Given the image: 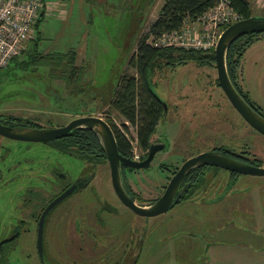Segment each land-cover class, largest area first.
Wrapping results in <instances>:
<instances>
[{"label":"rangeland","instance_id":"rangeland-1","mask_svg":"<svg viewBox=\"0 0 264 264\" xmlns=\"http://www.w3.org/2000/svg\"><path fill=\"white\" fill-rule=\"evenodd\" d=\"M248 1L252 15L264 17V0ZM49 2L17 59L0 69V114L28 118L40 127L99 114L106 121L110 118L140 155L134 128L126 122L124 128L123 119L108 103L120 74L136 77L128 60L163 0ZM69 49L75 51L74 64L83 67L80 80L74 82L58 77L60 69L55 73L57 79L50 78L49 67L33 55ZM243 55L239 71L242 76L244 69L246 75L240 82L241 91L264 112V34L258 35ZM166 61L158 60L159 66L147 75L150 89L166 103L165 114L151 135L153 143L162 148L155 151L147 167L120 171L138 205L161 194L173 167L210 146L226 144L264 164V137L230 105L216 84L214 66ZM78 167L73 157L48 143L0 136V239L18 233L5 248L2 264H44L36 252V224L28 214L36 213L40 207L36 203L42 204L64 182L73 179ZM212 169L203 168V182L190 197L160 214L145 217L118 205L107 165H99L96 176L101 179L51 211L49 217L55 224L46 222L43 228V258L47 264H111L103 259L99 247L106 243L103 238L93 243L89 235L72 233L67 239L71 223L80 217L69 214L65 204L75 202L78 194L77 198L90 203L94 215L99 206H108L110 212L101 213L106 220L105 236L114 235L116 242L128 234L130 257L125 264H264V176L237 174L231 184L228 171L217 168L212 175ZM94 185L102 188L103 194L98 193L102 199L96 197ZM226 192H238L240 199H223ZM218 197L221 201L214 200ZM230 220L232 223H226ZM83 221L81 217L83 227L89 229ZM233 241H238L236 248H220L214 243Z\"/></svg>","mask_w":264,"mask_h":264},{"label":"trees","instance_id":"trees-1","mask_svg":"<svg viewBox=\"0 0 264 264\" xmlns=\"http://www.w3.org/2000/svg\"><path fill=\"white\" fill-rule=\"evenodd\" d=\"M229 1L234 10L239 14L240 18H247L252 15L248 0ZM214 2L215 0H163L157 16L148 24L145 32L137 40L135 49L128 60V66L134 68L136 77L126 73H122L118 77L108 106L123 119L121 124L124 128H126V123L134 128L136 145L138 150L141 152L138 156L139 160L145 157L148 144L150 143L149 139L154 133L158 120L163 115L161 100L150 89L149 82L147 80V75L152 72L154 68L159 66L157 61L160 59H166V62L169 63H172V61H176L178 63H186L190 61L199 66H213V50L204 52L199 50L171 47L162 49L153 48L146 43V39L150 36H156L162 31L177 28L183 17H193L212 6ZM260 34H264V32L248 33L234 39L229 44L225 52V68L232 85L239 95L247 104L253 107L258 114L264 117L263 111H261L257 105H254L253 102L248 100L247 96L242 93L240 87L238 86L237 80H235V71L237 72L239 60L241 59L244 51L251 46L255 38L257 39ZM36 40L37 39H35L32 44L34 51ZM33 55L35 56L34 58L38 59V62L44 64L45 67H49L50 78L57 79V77H55V73L60 69L61 75L58 77L63 78L66 82L80 80L83 67L79 65L76 66L74 64V50L69 49L65 52L53 53L34 52ZM16 59L17 57H12L8 61L7 65L9 62ZM32 61L35 60L32 59ZM7 65L5 67H7ZM65 73L67 74L65 75ZM215 81L217 84V80ZM103 120L108 123V126L112 131L118 153L121 156L132 158L131 145L122 131L110 120V118H107V121L105 119ZM0 123L8 126L22 125L40 127L37 122H34L31 119L11 114H0ZM62 136L63 137L49 141V143H54L53 146L61 152L72 149L76 150L84 159L105 161V157L102 155V149L96 136L89 130L76 127ZM78 144L81 145L80 149L75 148ZM225 153L226 152H223L222 154L238 159L230 153ZM95 154L98 155L95 156ZM247 162L256 166H260L262 163L260 160H256L255 158H251L250 160H247ZM121 167L125 168L122 164ZM197 167L200 166L193 167L190 171ZM175 169L176 167H173L170 174L174 173ZM129 170L131 169L129 168ZM190 171L183 177L186 181L185 188L187 191L184 193V190H181V195L179 194L180 197L175 203L190 197L194 190L203 182L199 177V173H195L194 178L190 177ZM230 174L234 175L236 173L230 172ZM129 196L131 198H135L133 191H130ZM154 199L155 198L149 200L147 204L151 203ZM11 236L2 242L7 241V239L10 240ZM2 262L3 260L1 258L0 264H2Z\"/></svg>","mask_w":264,"mask_h":264},{"label":"water","instance_id":"water-1","mask_svg":"<svg viewBox=\"0 0 264 264\" xmlns=\"http://www.w3.org/2000/svg\"><path fill=\"white\" fill-rule=\"evenodd\" d=\"M258 32H264L263 16L251 15L247 18H240L226 26L221 31L213 49V66L217 85L230 105L250 127L259 134L264 135V117L251 108L239 95L232 85L225 68V52L229 44L241 35ZM162 107L163 117L166 111V103L162 102ZM76 127L85 128L96 136L108 164V176L113 193L122 205L139 216H155L170 208L179 198V193L176 194L175 192L181 179L191 168L196 166L210 165L230 172L264 176V166L250 165L214 150L202 151L183 160L167 180L161 194L148 205L142 206L135 203L124 189L120 174V164L130 169L145 168L149 165L155 151L162 148L161 144H153L150 142L146 151V156L141 160L121 156L116 149L114 136L110 127L99 116L75 117L64 125L54 127L8 126L0 123V136L27 142H46L58 138ZM78 185L77 182L70 184L61 191L60 194L51 199L38 215L35 230V243L37 256L42 262H44L42 255V235L46 217L48 213L64 198L69 196Z\"/></svg>","mask_w":264,"mask_h":264},{"label":"built area","instance_id":"built-area-1","mask_svg":"<svg viewBox=\"0 0 264 264\" xmlns=\"http://www.w3.org/2000/svg\"><path fill=\"white\" fill-rule=\"evenodd\" d=\"M49 4L45 0H0V68L24 49L34 31V21L41 11H46ZM238 19L240 16L229 0H215L212 6L201 13L183 17L177 28L148 37L146 43L160 49L171 47L211 51L221 31ZM130 145L132 158L137 160L139 155Z\"/></svg>","mask_w":264,"mask_h":264},{"label":"flooded vegetation","instance_id":"flooded-vegetation-1","mask_svg":"<svg viewBox=\"0 0 264 264\" xmlns=\"http://www.w3.org/2000/svg\"><path fill=\"white\" fill-rule=\"evenodd\" d=\"M47 2H49V0H45ZM52 3V2H50ZM44 14L45 12H40L36 18V20L34 21L33 23V29H35V23L40 20L41 18L44 17ZM37 24V23H36ZM245 56L242 55L241 59L239 60V64H238V68H237V72L235 71V74H236V78L235 80L238 79V86H240V82H242L244 79L243 77H245L246 75V72L245 70L243 69L242 70V76H241V71H239L240 67L243 68V63L244 61L242 60ZM241 89V88H240ZM249 100V99H248ZM250 101V100H249ZM162 104V102H161ZM249 105V104H248ZM254 105H256L254 103ZM250 106V105H249ZM251 107V106H250ZM253 108V107H251ZM264 113V112H263ZM162 118V117H161ZM104 119V118H103ZM245 122V121H244ZM246 123V122H245ZM108 124V123H107ZM247 124V123H246ZM252 128V127H251ZM257 132V131H256ZM261 135V134H260ZM264 137V135H262ZM60 137H63V136H60ZM58 137V138H60ZM58 138H55V139H58ZM55 139H52V140H55ZM51 141V140H50ZM149 141L151 143H153L154 141L150 138ZM44 143H48L50 144L51 146H53L54 143H49V141H46ZM136 143V141H135ZM150 144V143H149ZM148 144V146H149ZM155 144V143H153ZM54 147V146H53ZM81 145H76L75 148H78L80 149ZM148 149V148H147ZM207 150H214L218 153H223V152H226L225 154H232V156H235L237 157L239 161H242V162H245V163H248L247 160H250L251 158L253 159L254 157H250L249 155H247L246 153H243V152H236L233 148L227 146L226 144H220V145H214V146H210L209 148H206V149H203V150H200V152L202 151H207ZM63 153L71 156L74 158V160L76 161V165H78V169H77V174L75 175V177L69 181H66L64 182L57 191H55L52 195L48 196L47 197V200L42 202V204L40 203H36L38 205H40V207L38 208V211L36 213L34 212H29L28 216L30 218V220H34L35 221V224L37 222V218H38V215L39 213L41 212V210L44 208V206L51 200L53 199L54 197H56L58 194H60L61 191H63L65 188H67L70 184L74 183V182H77L79 185L75 188V190L69 195L67 196L66 198H64L60 203L62 202H65L67 200L68 197H70L72 194L74 193H78V191H80L81 189H83L84 187H86L87 185H93V184H90L92 182H97L98 179H101L100 177L96 176V169L99 165H102V164H106L107 165V168H108V164L106 162V159L104 158L105 161H94V160H88V159H84L82 158L81 155L78 154V152L76 150H72V149H69V150H64ZM98 154H95V156H97ZM103 155V154H102ZM146 156V155H145ZM233 158V157H231ZM236 159V158H234ZM257 160V158H255ZM139 160V159H137ZM259 160V159H258ZM262 162V161H261ZM250 164V163H248ZM250 165H253V164H250ZM256 166V165H255ZM260 166H264V164H260ZM206 167H210V168H213L212 169V175L217 173V168L219 167H215V166H210V165H202L200 167H197L195 168L194 170L190 171V177H193L194 178V175L195 173H199V177L200 179H202L203 181V178H204V173H203V168H206ZM86 168H89L86 172H84L83 170L86 169ZM124 168V167H121V164H120V171L121 169ZM129 169V168H128ZM177 169V167H176ZM175 169V170H176ZM222 169V168H220ZM174 170V172H175ZM225 170V169H224ZM188 171V172H189ZM227 171V170H226ZM229 172V182L231 184H233L236 180H237V177L238 175H248V174H240V173H236L234 175L230 174V171ZM173 174V173H172ZM170 174V176L172 175ZM238 174V175H237ZM211 175V174H210ZM252 176H256V175H252ZM109 177V176H108ZM184 177V176H183ZM97 180H94L96 179ZM169 179V177H168ZM121 180H122V184L124 186V189L126 190L127 194L129 195L130 194V191H132L128 181L123 177H121ZM110 182V181H109ZM185 185H186V181L182 178L179 185H178V188L176 190V194L179 193L181 195V192L184 190V193H186L187 189L185 188ZM165 186V185H164ZM200 186V185H199ZM93 186H91L90 188L92 189ZM111 187V186H110ZM94 191L96 192V197L97 198H101L103 196L101 195H98V193L100 194H103V191H102V188L100 189L99 186L96 187V185H94ZM100 189V190H99ZM164 189V188H163ZM112 190V189H111ZM182 190V191H181ZM113 192V191H112ZM113 195L115 196V194L113 193ZM78 196V194H77ZM76 196V200L75 202L73 203H70L67 202L65 205H67L66 207H68V211L69 214L73 215V217H80L78 220H74L71 224H72V227H71V230L69 231V235L67 236V239L69 237L72 236V233L73 234H79L81 237H84L85 234L86 235H89L91 236V238L94 240L93 243L96 241L98 242V238L101 237L103 238V242H106L105 245H101L99 246L100 249H101V253H103V259H105L107 261V263H111V264H125L126 263V260L129 259L130 257V252H129V245H128V241H129V237H128V234L125 235L122 237H120L116 242H114L115 240V236L114 235H109V233L105 236L104 235V231L103 229L106 228V224H105V219L103 216H101L102 212L105 211V212H110V210H108V206H99L97 209H98V213L97 214H93V211H92V206H88L90 203H87L85 202L82 198L80 199L79 197L77 198ZM180 197V196H179ZM27 202L31 203V204H35V201L31 200H27V198H25ZM115 199L118 203V205H121V206H124L122 205L118 199L116 198L115 196ZM133 200H135V198H132ZM91 202V201H90ZM83 205V207L80 208V206ZM91 204L94 205V202H91ZM140 205V204H139ZM148 205V204H146ZM144 206V205H142ZM125 207V206H124ZM84 209L86 210L87 209V212H90V213H83ZM128 209V208H127ZM129 210V209H128ZM52 211V210H51ZM51 211L48 213L47 217H46V220H45V225H46V222L47 224H55L54 221H51L52 219L49 217L50 216V213ZM67 213V212H66ZM81 217H83V219L85 221L84 224L86 226L89 227V229H86L83 227V224L82 222H80V219ZM89 219V223L86 222V220ZM91 222V223H90ZM52 225H50L51 227ZM36 227V226H35ZM83 227V229H82ZM85 230V231H84ZM11 236V235H10ZM18 237V233L17 232H13L12 233V236H11V239L5 242H2L5 240L6 237H3L2 239H0V259L4 258V253H5V248L9 245V243H11L14 239H16ZM8 238V237H7ZM106 241H105V239ZM100 239V238H99ZM94 247V246H93ZM3 254V256H2ZM39 259V258H38ZM43 261H44V264H47L46 262V259L43 258Z\"/></svg>","mask_w":264,"mask_h":264},{"label":"crops","instance_id":"crops-1","mask_svg":"<svg viewBox=\"0 0 264 264\" xmlns=\"http://www.w3.org/2000/svg\"><path fill=\"white\" fill-rule=\"evenodd\" d=\"M98 115H99V114H98ZM98 115H97V116H98ZM234 183H235V182H234ZM234 183H233V184H234ZM236 196H238V200H239L240 198H239V193H238V192H235V193H232V194L226 192L225 194H222L223 199L226 198V197H230V198H232V200H234ZM214 200H216V201H221L219 197L216 198V199H214ZM217 203H219V202H217ZM140 205H141V204H140ZM142 205H146V204H142ZM222 211H223V210H222ZM223 215H226V214H223ZM229 222L232 223V220H230V221H226V223H229ZM225 225H226V224H225ZM214 243H218V244H220V245H221L220 248H230V247L236 248L235 245H238V241H233V243H232V242H227V243L214 242ZM215 246H216V245H215ZM229 246H230V247H229ZM208 248H209V245H208ZM208 248H206V249H208ZM205 253H206V250H205L204 254H205ZM214 257H215V255L212 256V258H214ZM205 264H208V263L205 261Z\"/></svg>","mask_w":264,"mask_h":264},{"label":"bare ground","instance_id":"bare-ground-1","mask_svg":"<svg viewBox=\"0 0 264 264\" xmlns=\"http://www.w3.org/2000/svg\"><path fill=\"white\" fill-rule=\"evenodd\" d=\"M23 50V49H22ZM22 50L20 52H22Z\"/></svg>","mask_w":264,"mask_h":264},{"label":"clouds","instance_id":"clouds-1","mask_svg":"<svg viewBox=\"0 0 264 264\" xmlns=\"http://www.w3.org/2000/svg\"><path fill=\"white\" fill-rule=\"evenodd\" d=\"M133 159V158H132Z\"/></svg>","mask_w":264,"mask_h":264}]
</instances>
